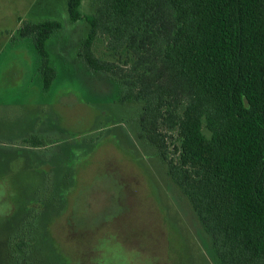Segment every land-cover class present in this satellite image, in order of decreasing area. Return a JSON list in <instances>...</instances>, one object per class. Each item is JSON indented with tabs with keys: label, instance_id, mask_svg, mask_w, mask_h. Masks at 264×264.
<instances>
[{
	"label": "rangeland",
	"instance_id": "obj_1",
	"mask_svg": "<svg viewBox=\"0 0 264 264\" xmlns=\"http://www.w3.org/2000/svg\"><path fill=\"white\" fill-rule=\"evenodd\" d=\"M98 1L83 0L82 14ZM46 20L64 25L47 43L48 92L33 39L19 34ZM89 30L69 22L67 0H0V264H220L190 199L140 140L141 106L78 58ZM96 53L110 59L102 44ZM33 136L47 146L24 143ZM33 211L27 258L7 244Z\"/></svg>",
	"mask_w": 264,
	"mask_h": 264
},
{
	"label": "trees",
	"instance_id": "obj_2",
	"mask_svg": "<svg viewBox=\"0 0 264 264\" xmlns=\"http://www.w3.org/2000/svg\"><path fill=\"white\" fill-rule=\"evenodd\" d=\"M82 1L67 0L69 22L90 27L78 58L141 106L140 140L190 199L220 264H264V0H99L87 16ZM63 27L19 31L41 56L45 92L57 78L47 43ZM12 244L29 252L24 238Z\"/></svg>",
	"mask_w": 264,
	"mask_h": 264
},
{
	"label": "flooded vegetation",
	"instance_id": "obj_3",
	"mask_svg": "<svg viewBox=\"0 0 264 264\" xmlns=\"http://www.w3.org/2000/svg\"><path fill=\"white\" fill-rule=\"evenodd\" d=\"M39 216H40L39 212H37V211H33L32 213H30L29 217H27V219L23 221V223L19 226V228L17 229L15 234L9 239L7 247L10 246V247L14 248V250L16 249V251L20 252L21 254L26 256L27 258L30 255H32V250L30 247H29V252L25 254L24 252L19 250V248L17 246L12 244V240L13 239L19 240V239L24 238L29 243V236L32 234L33 230L37 227ZM30 263H32V262H30ZM32 264H34V263H32Z\"/></svg>",
	"mask_w": 264,
	"mask_h": 264
}]
</instances>
